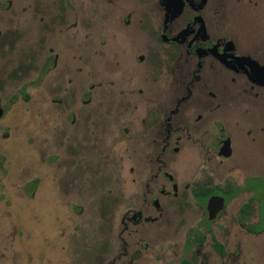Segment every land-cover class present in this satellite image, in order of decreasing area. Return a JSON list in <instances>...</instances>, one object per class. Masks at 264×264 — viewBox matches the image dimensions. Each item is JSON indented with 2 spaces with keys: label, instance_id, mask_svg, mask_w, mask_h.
<instances>
[{
  "label": "rangeland",
  "instance_id": "1",
  "mask_svg": "<svg viewBox=\"0 0 264 264\" xmlns=\"http://www.w3.org/2000/svg\"><path fill=\"white\" fill-rule=\"evenodd\" d=\"M99 7L105 13L110 12L107 6ZM122 19L115 20L111 16L104 21L106 27L98 29H106L114 37L108 39V45H113L116 39L119 41L118 57L123 59L128 72L136 73L137 81L143 83L146 70L136 66L133 59L137 53H143L145 38L123 29ZM91 21L92 16L88 22ZM88 35L87 40L81 43L72 40L69 46H65L58 34L51 39L56 52L62 56L55 69L50 64L54 72L48 77H38L35 72L40 68L34 61L9 59L0 67V70L11 72L23 63L29 65L25 71L30 65L34 66L17 87L8 89L5 106H1L4 113L0 118V264H111L118 256L121 257L115 264L191 261L193 256L185 254L183 246L188 234L201 224L204 213L201 208L197 209L191 197L192 186L206 180H213L220 186L227 182L243 186L248 177L250 186L264 189V136L259 132L264 117L255 109L242 106L227 111L230 114L225 126L237 153L226 161L224 168L236 163L238 169L233 172L230 168L215 171L212 165L204 162V157L201 160L203 149L187 145L175 152L174 147L173 156L166 162L164 155L162 163L169 161L170 174L177 175L181 182L190 181V189L183 188L178 200L174 201L171 196L162 199L163 215L157 223L134 225L126 221L123 224L127 212L139 209L135 202L138 203L136 198L141 196L136 192L140 178L150 176L153 171L149 169L147 175L137 168L133 171L147 149L144 142L131 138L129 123H125L131 118L130 112L120 114V122L111 116L107 121L104 116L108 115L102 110L90 112L96 123L92 128L94 135L82 143L84 140L79 133L85 126L82 112L96 108L82 106L84 96L79 79L70 77L74 70H79L78 59L83 51H87L88 59L93 58L88 62V71L94 74L99 69L94 53L98 55L100 39L95 29ZM111 73L118 75L119 71L111 70ZM178 78L182 81L184 76ZM71 79L74 84L69 82ZM88 81V84L95 82L92 78ZM21 90L30 98L26 99ZM155 90L162 96L159 103L166 106H176L185 93L178 81L169 80ZM63 96L66 97L65 105L53 102ZM94 98L95 106L98 98ZM124 98L125 106L127 95ZM117 100L116 95H110L108 106H117ZM154 100L151 97L152 103ZM206 100L205 105L213 104ZM74 112L78 115L79 131L71 130L69 116ZM144 112L145 107H139L135 115L139 119ZM209 130L213 132L214 127L209 126ZM147 139L153 141L152 135ZM166 173L169 171L164 168L163 179ZM183 195L189 202L186 205L181 203L186 202ZM249 198L248 193L230 202L221 218L212 224L216 237L226 244L228 264H264V234L247 235L237 223L238 210ZM257 199H261L264 206V192L260 191ZM148 215L155 216L147 210L144 216ZM257 219L255 216L248 224H255ZM125 227L128 229L124 230ZM199 232H206L205 226H200ZM199 262L221 264L208 233Z\"/></svg>",
  "mask_w": 264,
  "mask_h": 264
},
{
  "label": "flooded vegetation",
  "instance_id": "2",
  "mask_svg": "<svg viewBox=\"0 0 264 264\" xmlns=\"http://www.w3.org/2000/svg\"><path fill=\"white\" fill-rule=\"evenodd\" d=\"M92 2L98 5L92 6ZM101 5L107 6L110 12L105 13L99 7ZM91 16L93 22L89 23ZM111 16L115 20L122 17L123 29L145 38L143 53H137L133 59L136 66L146 70L143 83L137 81L139 76L136 73L128 72L123 59L118 57L119 41L116 39L113 45H108L112 36L106 29H98L106 27L104 21ZM91 29L96 30L100 39L98 55L94 53L99 69L94 74L88 71V62L93 58L88 59L87 51H83L78 59L81 63L79 70H74L70 78L79 79L84 96L82 106L96 109L83 110L81 120L85 126L82 131L77 129V113H72L69 116L71 130H78L84 143L88 136L93 137L92 128L96 126L90 112L102 110L108 115L104 116L107 121L111 116L116 122H120V114H132L125 122L126 125L129 123L131 138L144 142L147 149L133 171L137 168L146 175L149 169L153 172L144 179L140 178L136 192L141 196L136 198L138 203L135 202L139 209L127 212L123 224L126 221L134 225L157 223L163 215L162 199L171 196L174 201L178 200L182 189L187 191L191 187L190 181L181 182L177 175L170 174L169 161L162 163L164 155L167 162V158L173 156L174 147L175 152H179L180 148L192 145L203 149L201 160L204 157V162L212 165L215 171L230 168L233 172L238 169L236 163L224 168L226 161L237 153L225 126L230 114L227 111L242 106L255 109L264 117V0H0V67L9 59L34 61L40 68L35 72L38 77H48L54 72L50 64L55 69L62 56L56 52L51 39L58 34L65 46H69L72 40L81 43L88 39ZM27 66L23 63L11 72L0 70L2 115L1 106H5L8 89L17 87L31 72L29 69L34 68L30 65L25 71ZM104 69L106 72L102 71ZM111 70H118V75ZM181 75L184 76L182 81L178 78ZM91 78L95 82L88 84ZM168 80L172 83L178 81L185 92L176 106L159 103L162 96L155 90ZM69 82L74 84L72 79ZM20 93L26 99L30 98L23 90ZM109 94L118 97L117 106H108ZM93 95L98 98L95 106ZM123 95H127V107ZM151 97L155 98L153 103ZM206 99L213 104L205 105ZM53 102L63 106L66 97ZM139 107H145V114L138 119L135 112ZM209 126L214 127L213 132ZM259 132L264 136V123ZM149 135L153 141L147 139ZM164 168L169 173L163 179ZM190 191L197 209L204 210L198 228L205 226L206 232H199L197 228L188 234L183 251L193 258L182 264H205L199 260L206 233L211 236V246L219 255L221 264H228L226 244L216 237L212 224L221 218L230 202L244 194L249 193L250 198L240 206L237 223L247 235L264 234V206L262 200L257 199L264 189L250 186L248 177L243 186L231 182L220 186L213 180H206L195 183ZM183 196L186 202L181 203L186 205L189 202L187 196ZM147 210L155 216H144ZM255 216L257 222L248 224ZM118 257L111 264H115Z\"/></svg>",
  "mask_w": 264,
  "mask_h": 264
},
{
  "label": "water",
  "instance_id": "3",
  "mask_svg": "<svg viewBox=\"0 0 264 264\" xmlns=\"http://www.w3.org/2000/svg\"><path fill=\"white\" fill-rule=\"evenodd\" d=\"M2 115V110L0 109V116Z\"/></svg>",
  "mask_w": 264,
  "mask_h": 264
}]
</instances>
